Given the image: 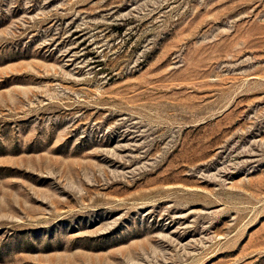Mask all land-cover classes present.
Returning <instances> with one entry per match:
<instances>
[{"label":"rangeland","instance_id":"rangeland-1","mask_svg":"<svg viewBox=\"0 0 264 264\" xmlns=\"http://www.w3.org/2000/svg\"><path fill=\"white\" fill-rule=\"evenodd\" d=\"M0 264H264V0H0Z\"/></svg>","mask_w":264,"mask_h":264}]
</instances>
